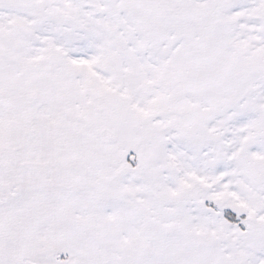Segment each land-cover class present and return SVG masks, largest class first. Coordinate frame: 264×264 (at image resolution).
Instances as JSON below:
<instances>
[{
	"label": "snow or ice",
	"instance_id": "6c2138e0",
	"mask_svg": "<svg viewBox=\"0 0 264 264\" xmlns=\"http://www.w3.org/2000/svg\"><path fill=\"white\" fill-rule=\"evenodd\" d=\"M0 264H264V0H0Z\"/></svg>",
	"mask_w": 264,
	"mask_h": 264
}]
</instances>
